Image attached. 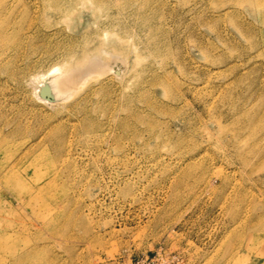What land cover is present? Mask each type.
I'll list each match as a JSON object with an SVG mask.
<instances>
[{"label": "rangeland", "instance_id": "rangeland-1", "mask_svg": "<svg viewBox=\"0 0 264 264\" xmlns=\"http://www.w3.org/2000/svg\"><path fill=\"white\" fill-rule=\"evenodd\" d=\"M0 264H264V0H0Z\"/></svg>", "mask_w": 264, "mask_h": 264}, {"label": "bare ground", "instance_id": "bare-ground-1", "mask_svg": "<svg viewBox=\"0 0 264 264\" xmlns=\"http://www.w3.org/2000/svg\"><path fill=\"white\" fill-rule=\"evenodd\" d=\"M87 57L85 56L84 59H86ZM81 61H79V63L77 62V64H78V65H76L77 67L81 66L80 65ZM99 63L100 62L97 59L89 58V59H86L85 62H82V65L85 64V66H86L85 69L87 71H96L98 69V67L100 66ZM81 67H79V69H71V70L69 69L65 72H62V74L59 73L60 75H58L57 77H54L51 81V85L48 83L51 86L50 89H52V92H54L55 95L62 96L63 94H65V92L70 87L75 86L79 82V80L81 79V76H83V74H84L80 70ZM86 74H87V72H86Z\"/></svg>", "mask_w": 264, "mask_h": 264}, {"label": "water", "instance_id": "water-1", "mask_svg": "<svg viewBox=\"0 0 264 264\" xmlns=\"http://www.w3.org/2000/svg\"><path fill=\"white\" fill-rule=\"evenodd\" d=\"M47 96H49V94H48L47 92H43V93H42V97L45 98V97H47Z\"/></svg>", "mask_w": 264, "mask_h": 264}]
</instances>
